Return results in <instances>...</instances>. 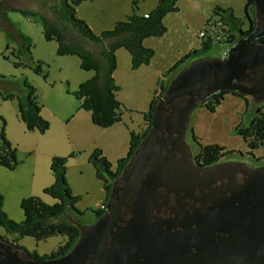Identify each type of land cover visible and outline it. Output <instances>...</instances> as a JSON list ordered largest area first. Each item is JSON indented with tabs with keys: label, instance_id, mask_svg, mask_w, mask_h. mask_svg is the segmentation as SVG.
Instances as JSON below:
<instances>
[{
	"label": "rangeland",
	"instance_id": "374dc122",
	"mask_svg": "<svg viewBox=\"0 0 264 264\" xmlns=\"http://www.w3.org/2000/svg\"><path fill=\"white\" fill-rule=\"evenodd\" d=\"M157 1L83 0L75 6V12L94 34H100L133 12L140 15L150 11ZM56 2L0 0V117L5 123L0 119V134L4 126V135L15 149L17 161L12 168L0 164L1 209L8 218L19 222L24 217L23 198L38 196L48 204L54 203L56 199L44 188L54 180L50 171L52 157H64L66 181L77 199L75 209H68L63 219L78 226L92 223L97 218V207L108 201L102 181L89 161L91 152L100 149L114 170L117 161L128 153L130 133L145 128L144 114L150 109L158 85L170 80L166 71L193 46L201 47L208 37H212L211 44L203 55L223 56L232 44L225 41L220 30L226 22L225 13L216 8H231L234 16L241 19L243 30L250 23L245 12L246 0H176L178 9L162 19L166 31L143 39V45L154 50L148 64L133 68L129 52L123 47L116 49L113 77L119 86L116 99L121 105V120L101 127L92 122L90 112L81 108L80 101L70 93L94 71L80 68L76 55L58 54L57 42L44 37L35 16L12 9H29L55 19L48 5ZM202 31L204 36H200ZM23 35L31 39L29 50ZM82 42L88 49L95 46L86 38ZM16 62L19 64L15 65ZM38 64L41 72L36 73ZM24 81L36 89L41 116L49 124L44 132L28 130L19 117V100L25 99L27 91ZM7 94L13 96L4 99ZM258 110L264 111V103L247 94H225L214 110L200 103L190 113L186 141L194 150L218 144L226 156L242 153L248 162H254V158L261 157L264 146L250 148L236 128L248 126ZM0 233L18 238L22 246L40 255L51 253L66 241V236L60 234L41 240L19 237L1 225Z\"/></svg>",
	"mask_w": 264,
	"mask_h": 264
},
{
	"label": "water",
	"instance_id": "95a60500",
	"mask_svg": "<svg viewBox=\"0 0 264 264\" xmlns=\"http://www.w3.org/2000/svg\"><path fill=\"white\" fill-rule=\"evenodd\" d=\"M253 1L256 13L264 14V0ZM263 34L264 24H256L222 57H196L174 74L154 106L146 136L122 168V184L112 186L106 212L90 224L78 225L80 234L70 251L46 264H84L88 258L90 264L116 263L131 259V242L152 243L160 238L170 243L175 238L168 232L172 226L165 219L150 215L159 203V188L185 193L205 178L193 173L188 163L174 158L175 144L185 142L192 110L216 91H237L264 103V42L257 41ZM117 190L116 200L111 201ZM228 193L216 203L214 229L232 237H264V163ZM184 227L189 237L192 229L190 225ZM167 259L169 262L171 256Z\"/></svg>",
	"mask_w": 264,
	"mask_h": 264
},
{
	"label": "trees",
	"instance_id": "16d2710c",
	"mask_svg": "<svg viewBox=\"0 0 264 264\" xmlns=\"http://www.w3.org/2000/svg\"><path fill=\"white\" fill-rule=\"evenodd\" d=\"M81 1L83 0H57L56 3L48 5L55 19L29 9H12L18 10L23 14L35 16L42 26L44 37L47 40L53 39L57 42L58 54L76 55L80 59V68L94 71L90 78L81 82L70 93L80 101L81 108L90 112L91 120L94 124L107 127L121 120V105L116 99V92L119 90V86L115 83L113 77V71L116 67V49L123 47L129 52L133 68L148 64L154 55V50L144 46L143 39L149 36L162 35L166 31L162 21L163 17L168 12L176 11L178 6L176 0H158L155 6L146 13V16L133 12L126 16L125 19L116 21L111 29L103 30L100 34H94L88 24L76 16L75 6ZM217 10L225 13L226 22L221 24L220 30L225 35L226 42L233 44L239 37L250 33V29H242L241 19L234 16L231 8H216ZM245 11L246 13H253V0H246ZM22 37L23 40H26L27 50H29L31 46L30 37L24 35ZM83 38L94 43L95 46L90 49L86 48L82 42ZM211 40L212 37H208L202 42L201 47L188 51L166 72L172 73L173 77L190 60L202 56L210 47ZM257 41L264 42V35L258 38ZM14 64L17 65L19 63L16 62ZM34 70L36 73L41 72L40 64ZM168 82L165 85L162 83L158 85V90L155 91L152 97L150 109L144 114L146 127L138 133H130L128 153L117 161L114 170L100 149L96 148L91 152L89 161L94 167L96 177L102 181L107 195L106 199H109L112 181L120 175L122 168L128 162L133 151L146 136L154 106L158 99L161 98ZM24 84L27 91L25 99L19 100V117L26 124L28 130L36 129L44 132L49 124L41 116V105L37 100L36 89L27 81H24ZM225 94L244 95L237 91H216L200 103H205L207 108L214 110ZM12 96V94H7L3 97L8 99ZM0 119L5 124L1 117ZM3 131L4 126L0 134V164L12 168L17 163L15 149L11 146ZM236 132L242 136L250 148L264 146V111L258 110L250 124L248 126H238ZM201 152L206 156V162H212L217 159L220 152L225 153L224 148L218 144L202 146ZM65 160L64 157H52L50 171L54 180L51 185L44 188V192L55 198L56 201L48 204L38 196L23 198L21 208L24 217L21 221L16 222L7 217L6 213L1 209L2 198L0 195V225L6 231L18 234L19 237L31 236L36 240L45 239L55 234L66 236L64 244L59 245L53 251L57 253L70 248L78 236L77 225L63 219L66 217L65 214L68 209H75L74 202L77 199L76 196L72 195L66 181ZM104 210L97 209V217L102 215Z\"/></svg>",
	"mask_w": 264,
	"mask_h": 264
},
{
	"label": "flooded vegetation",
	"instance_id": "af4514ba",
	"mask_svg": "<svg viewBox=\"0 0 264 264\" xmlns=\"http://www.w3.org/2000/svg\"><path fill=\"white\" fill-rule=\"evenodd\" d=\"M246 16L249 23L251 22L247 28L251 30L250 32L254 30L256 24H264V14L256 13L254 1L253 13H246ZM171 147L172 145H168V148ZM173 153L176 160L188 163L193 173L205 176L191 191L185 193H177L165 187L159 188L161 193L159 203L153 207L150 215L154 219H165L166 223L172 226L168 232L175 235V238L169 241L170 243L160 238L152 243L131 242L132 251L129 255L131 259L111 264H264V237H232L226 232L214 229L215 225L217 226L214 215V211L218 209L216 203L227 198L228 191L234 190L235 185L243 184L249 173L264 163V147L261 157L254 158V162H248L242 153L229 157L226 156V152H220L217 159L206 162V156L201 152V148L192 149L186 140L183 144H175ZM121 184L120 175L112 181L114 187ZM118 193V190L112 193L111 201L116 200ZM184 225H190L192 229L189 237L186 235L188 230ZM204 226L209 228H203ZM165 229L166 225L162 227V230ZM156 232L160 234L159 231ZM79 234L78 227L76 240ZM167 246L169 251L166 250ZM71 247L63 252L57 253L53 250L49 254L40 255L22 246L18 238L0 233V264H46L68 253ZM167 255L171 256L169 262ZM90 263L91 259L88 258L84 264Z\"/></svg>",
	"mask_w": 264,
	"mask_h": 264
},
{
	"label": "built area",
	"instance_id": "2783aa9c",
	"mask_svg": "<svg viewBox=\"0 0 264 264\" xmlns=\"http://www.w3.org/2000/svg\"><path fill=\"white\" fill-rule=\"evenodd\" d=\"M145 16H146V14H144ZM200 36H204V32L202 31V32H200ZM105 208V206H104V204L103 203H101L98 207H97V209H100V210H103Z\"/></svg>",
	"mask_w": 264,
	"mask_h": 264
},
{
	"label": "crops",
	"instance_id": "0c3cea01",
	"mask_svg": "<svg viewBox=\"0 0 264 264\" xmlns=\"http://www.w3.org/2000/svg\"><path fill=\"white\" fill-rule=\"evenodd\" d=\"M147 12H149V10H148V11H144L143 14H146ZM143 44H144V42H143ZM194 48H196V47L193 46L192 49H194ZM167 74H168V73H167ZM169 78H170V79L172 78V73L169 74L168 79H169ZM168 81H169V80H168ZM157 90H158V89H157ZM40 113H41V112H40Z\"/></svg>",
	"mask_w": 264,
	"mask_h": 264
}]
</instances>
